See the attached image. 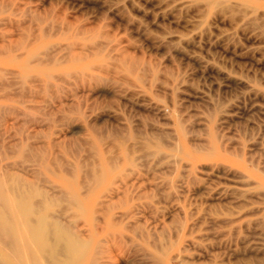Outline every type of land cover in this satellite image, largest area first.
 Listing matches in <instances>:
<instances>
[{"label":"rangeland","instance_id":"obj_1","mask_svg":"<svg viewBox=\"0 0 264 264\" xmlns=\"http://www.w3.org/2000/svg\"><path fill=\"white\" fill-rule=\"evenodd\" d=\"M0 181L64 264H264V0H0Z\"/></svg>","mask_w":264,"mask_h":264},{"label":"bare ground","instance_id":"obj_2","mask_svg":"<svg viewBox=\"0 0 264 264\" xmlns=\"http://www.w3.org/2000/svg\"><path fill=\"white\" fill-rule=\"evenodd\" d=\"M5 190L15 195L5 197ZM38 211L39 207L29 203L25 193L4 186L0 181V241L9 245L10 256L18 264H64L57 259L63 255L70 263L81 245L47 217L32 219ZM5 259L0 255V264H4Z\"/></svg>","mask_w":264,"mask_h":264}]
</instances>
